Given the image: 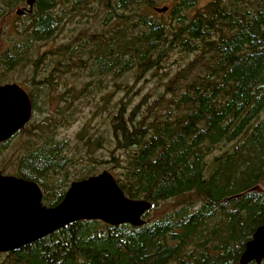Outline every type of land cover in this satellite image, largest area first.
Segmentation results:
<instances>
[{"label":"trees","instance_id":"obj_1","mask_svg":"<svg viewBox=\"0 0 264 264\" xmlns=\"http://www.w3.org/2000/svg\"><path fill=\"white\" fill-rule=\"evenodd\" d=\"M25 1L0 0V31ZM200 1L177 0L156 17L147 10L157 0H37L17 16L0 71L23 69L39 84L71 71L88 79L41 105L36 93L33 118L0 142V158L41 186L47 206L101 169L153 206L141 226L77 220L4 252L3 264L239 263L264 224V0ZM161 70L153 96L137 101L120 82ZM83 116L73 140L59 137ZM14 139L23 147L12 156Z\"/></svg>","mask_w":264,"mask_h":264},{"label":"water","instance_id":"obj_2","mask_svg":"<svg viewBox=\"0 0 264 264\" xmlns=\"http://www.w3.org/2000/svg\"><path fill=\"white\" fill-rule=\"evenodd\" d=\"M34 2L27 0L30 7ZM168 9V6L155 7L161 13ZM23 12L22 8L16 10L17 15ZM32 115L31 99L20 85H0V142L22 129ZM42 199L43 190L36 181L0 170V252L20 248L82 219L141 226L145 223L144 214L153 206L147 199L128 197L110 170L72 181L55 206L43 204ZM262 261L264 224L246 242L238 264Z\"/></svg>","mask_w":264,"mask_h":264},{"label":"rangeland","instance_id":"obj_3","mask_svg":"<svg viewBox=\"0 0 264 264\" xmlns=\"http://www.w3.org/2000/svg\"><path fill=\"white\" fill-rule=\"evenodd\" d=\"M176 1L177 0H157L156 5L147 11L150 14L155 15L156 17H161V16L167 17V14H166L167 12H163V13L157 12L155 10V7H162V6L172 7ZM207 1L208 0H201L200 3L198 4V7H202ZM16 9L14 10V12L16 11ZM14 12H12L13 14H11L10 17L8 18V22H10L9 27H7L8 29H4V30L0 31V53L5 52L7 50V48L12 43H14L17 39V33L11 27H14V25H15L14 22H16V24H18L20 20L19 21L17 19L14 20V18L16 16ZM64 36H65L64 33H59L57 36L56 35L53 36L47 42H39L37 44L38 53L48 51V49L52 48V47L54 48L56 46V44L58 42H60L61 39L64 38ZM45 59L47 60L48 56H46ZM53 59H55V57H53ZM1 67L2 68H0V69H4V66H1ZM29 68H31V67H29ZM0 72H1L0 73V79L7 78L5 80H14V78H17L18 76H20L18 78L19 80L27 81L26 77L29 76L28 74L24 73L23 69L17 70V71L14 69L12 72H8V73L6 71L5 72L0 71ZM153 73H154L153 71L148 72V74L146 73L144 76L140 77V79H138V80H135L136 76L133 73H128V74L124 75V77H123L124 79H122L120 82H122V83L128 82V85L132 86V88L130 89L129 95L133 99V101H137L138 99H140L141 97H143L147 93H151L152 94L151 96H153V94L156 90L155 87H157V85H158L160 75L162 76V79H163V77H165V74L163 76L164 72L162 70L156 76H154ZM28 79H30V78H28ZM87 79L88 78L86 76L82 77L79 72H75V71L68 72V73H66L64 80L57 81L54 79L55 89H54L52 96H54L55 99H57L58 93L64 92L65 90H67V88L68 89L70 88L71 91L74 90L76 93L78 91L81 83L82 82L86 83ZM123 85H125V84H123ZM125 89L126 88H124V89L122 88V90L121 89L116 90V93H114V98H119V96L123 95L125 93ZM160 89L162 90L161 87H160ZM49 99H51V98H49ZM49 99L46 96L44 98L43 97L39 98L38 104H40L41 101L42 102L44 101V103H46ZM78 101H81V99ZM88 109H89V107L85 109V114L87 116L89 114ZM39 117H40V115L37 116V118H39ZM83 119H87V117L83 116L82 119L75 121L73 124L60 128L58 130L59 137L62 139L65 138V139L73 140L75 137V134L78 132L79 128L83 124ZM19 137H22V134L17 135L16 138H19ZM8 146H9V152L12 153V156L15 153L19 152L23 147V145H21L20 142L16 139L12 140ZM6 155L2 159L0 158V170H2L4 173L14 174V171L11 169L12 166L9 165V161H8L9 155L7 157H6ZM71 170L73 171L74 169H71ZM103 170H108V169H101L100 172ZM263 189H264V187H263ZM1 254H4V252H0V264H3V261H2L3 256Z\"/></svg>","mask_w":264,"mask_h":264},{"label":"flooded vegetation","instance_id":"obj_4","mask_svg":"<svg viewBox=\"0 0 264 264\" xmlns=\"http://www.w3.org/2000/svg\"><path fill=\"white\" fill-rule=\"evenodd\" d=\"M36 1L37 0H35L33 7H30L27 3V0H26L25 4H23L22 6L19 7V8L24 9V12L21 15H17L16 11H15L14 13L16 16H15L14 20H16V19L18 20L17 16L25 17L26 15H30L32 13V11L34 10V6H35ZM11 14H13V13H11ZM14 24H16V22H14ZM39 82H40L39 80H29V79H27V81H23V80H19V79H17V80H2V81L0 80V85L10 84V83H16V84L20 85L28 93V95L31 99L32 105H33V113H34V97H35L36 93L43 92V95L48 98V97L53 95V92L55 89V84L53 81L52 82L50 81V83H47L46 79H45V80H43L42 84H39ZM32 118H33V115L31 117V119ZM31 119H30V121H31ZM29 122H27L26 125L29 124ZM16 133L14 135H16ZM261 264H264V261H262Z\"/></svg>","mask_w":264,"mask_h":264}]
</instances>
